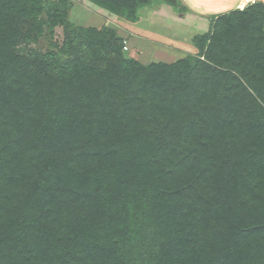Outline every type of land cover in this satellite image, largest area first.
I'll use <instances>...</instances> for the list:
<instances>
[{"label":"trees","instance_id":"trees-1","mask_svg":"<svg viewBox=\"0 0 264 264\" xmlns=\"http://www.w3.org/2000/svg\"><path fill=\"white\" fill-rule=\"evenodd\" d=\"M42 2L0 0V264H264V5L142 64L58 8L29 49Z\"/></svg>","mask_w":264,"mask_h":264},{"label":"crops","instance_id":"crops-1","mask_svg":"<svg viewBox=\"0 0 264 264\" xmlns=\"http://www.w3.org/2000/svg\"><path fill=\"white\" fill-rule=\"evenodd\" d=\"M160 1L149 0V4L138 10L135 22L116 16L119 20L116 29L117 34L124 38L127 44L131 36L135 37L137 58L146 55L149 56V59L157 57L155 62L162 61L161 58L166 59L169 54L178 50L179 47H185L191 41L193 36L190 39L179 36L177 28L168 21L171 16L176 15L188 21L208 25L209 20L238 10L237 6L242 0H176L184 10L182 14L172 13L169 6ZM254 3L264 5V0H254ZM91 5L98 12L105 11L93 4ZM121 30H126L129 35L123 36Z\"/></svg>","mask_w":264,"mask_h":264},{"label":"rangeland","instance_id":"rangeland-1","mask_svg":"<svg viewBox=\"0 0 264 264\" xmlns=\"http://www.w3.org/2000/svg\"><path fill=\"white\" fill-rule=\"evenodd\" d=\"M42 21L43 27L41 33L38 35L36 43H32L28 45L29 49L37 50L40 53H45L47 50L51 49V44L55 39H60L62 36V25L56 26L51 28L48 24L47 15L49 14V10L53 8H58L60 11L59 13L62 14L63 19L72 26H77L81 28L85 27H94L96 29H100L103 26H108L114 29H117L118 19L115 15L105 12V11H96L94 7L88 2L87 0H42ZM163 4L169 6L172 10V13L175 14H182L184 10L182 9L181 5L176 0H161ZM174 27L177 28L180 37H186L191 41L186 44V48L182 47L178 50H175L173 53L169 54L167 58L162 59L164 63H172L176 60L180 59H187L191 64L194 63L196 60H203L202 51L195 46L194 41L196 37L203 36L211 31L212 25L215 22V19L209 20L208 25L202 24L199 22L188 21L182 17L173 15L168 20ZM187 24V25H186ZM185 25V26H184ZM187 26V27H186ZM224 27V26H223ZM52 29V30H51ZM51 31L52 34L50 33ZM50 34V35H49ZM121 34L123 36H128V32L126 30H121ZM53 35V36H51ZM134 36H131L128 44H127V51H124L125 55H130L135 58L138 62L142 64H148L150 62H155L158 59L157 57L154 59H149V56L141 55L139 58L136 56L135 50L137 47L134 44ZM160 59V58H159ZM107 191V190H106ZM120 212V210H118ZM112 234V233H111ZM113 235V234H112ZM96 236V235H95ZM98 236V235H97ZM96 236V239L98 237ZM107 239L109 237L106 236ZM110 240V239H109Z\"/></svg>","mask_w":264,"mask_h":264},{"label":"built area","instance_id":"built-area-1","mask_svg":"<svg viewBox=\"0 0 264 264\" xmlns=\"http://www.w3.org/2000/svg\"><path fill=\"white\" fill-rule=\"evenodd\" d=\"M254 4V0H242L241 3L237 6L238 10H243L244 8H246L249 5ZM127 43L126 41L123 42V50L127 51Z\"/></svg>","mask_w":264,"mask_h":264}]
</instances>
